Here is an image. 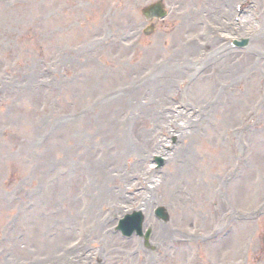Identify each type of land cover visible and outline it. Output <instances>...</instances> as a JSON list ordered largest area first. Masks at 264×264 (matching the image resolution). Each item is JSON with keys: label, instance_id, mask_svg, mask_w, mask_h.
<instances>
[{"label": "rangeland", "instance_id": "374dc122", "mask_svg": "<svg viewBox=\"0 0 264 264\" xmlns=\"http://www.w3.org/2000/svg\"><path fill=\"white\" fill-rule=\"evenodd\" d=\"M144 1L147 0H135V4L118 0H0V192L14 187L20 196L34 202L42 222V227H35L40 245L34 232H30V219L25 229L10 215V210H4L8 206L0 203V264H69L72 241L77 237H82L85 245L78 256L85 254L91 242L99 244L95 241L98 236L87 239V232L93 230L87 229L85 220L91 218L92 212L82 210L81 194L90 197L95 187L92 188L90 169L111 150L98 151L94 145H114V137H120L115 148L120 157L115 169L120 160L124 162V153L136 152L129 148L131 133L147 136L149 143L144 152H151V137L162 135L159 126L173 122L169 117L157 119L159 112L168 113L162 107L177 101L172 99L173 81L195 72V66L190 70L182 64L186 62L183 56L198 62L205 53V43L213 42V34L221 33L236 51L264 50V30L258 33L255 27L262 26L260 10L264 0H200L198 4L195 0H164L171 9L167 24L132 45L128 40L143 26L134 7ZM241 1L244 10L239 16L248 18V27L243 30L234 24L225 26V17L227 23L232 22L230 11L234 12V20L239 18L233 5ZM124 4L128 9H124ZM198 35L204 42L199 40L195 48L189 49ZM237 37L249 39L248 46L236 48L227 40ZM188 39L192 42L188 43ZM207 57L204 62L209 61ZM242 65L248 77L240 88L233 87L234 92H224V97H220L209 117L215 125L206 124V120L197 122L200 126L196 135L184 138V151L195 155L192 167L189 166L188 186L183 187V192L192 194L190 200L184 194L190 201L186 205L190 219L184 222L167 203L159 202L169 211L170 222L163 226L175 233L172 238L183 236L182 232H189L191 226L206 235L221 223L218 212L210 205L216 198L212 190L223 186L220 177L235 161L239 164L235 181L224 185L218 195L227 199L221 207L238 210L243 217L245 210L264 203L262 99V108L251 119L252 129L238 134L234 131L246 120L257 97L258 82L264 80V62L254 68L253 63L242 60ZM175 67L178 75L168 72ZM205 68L204 73L211 71V67ZM227 74L223 72L219 80H232L225 77ZM157 83L166 84L164 95L160 92L165 88H156ZM249 83L254 94L247 97ZM207 84L200 78L184 92L183 99L189 107L215 98V92L209 94ZM209 84L212 86L211 80ZM216 85L217 81L213 91ZM108 93L115 95L114 110H110L114 104L108 102ZM232 97L245 104L240 115L228 118L219 105H232ZM182 120L185 121L184 116L179 119ZM195 123L194 119L192 125ZM119 128L123 129L122 134ZM200 134L208 143L199 139ZM169 142L174 144L175 138ZM161 192L159 186L160 195ZM249 198L254 199L253 203L248 204ZM87 209L91 207L88 205ZM193 221L196 223L191 224ZM158 227L155 225V229ZM176 228L184 230L177 233ZM118 240L109 238L107 243ZM158 241L156 235L151 240L153 246L160 244ZM202 252L215 264H264V215L256 224H240L235 236L229 235ZM159 264L193 263L186 252L171 251L167 260Z\"/></svg>", "mask_w": 264, "mask_h": 264}, {"label": "bare ground", "instance_id": "6f19581e", "mask_svg": "<svg viewBox=\"0 0 264 264\" xmlns=\"http://www.w3.org/2000/svg\"><path fill=\"white\" fill-rule=\"evenodd\" d=\"M261 14H262V29L264 28V7L261 8ZM256 28H258V26H255ZM261 29V30H262ZM210 55H212L210 53ZM251 61L253 60V58H249ZM228 60V59H227ZM225 60L221 62V65L219 67H215L214 68V72L210 73L206 76L205 80H211L212 81V86L209 84V81L207 85L208 86V92L209 94H214L213 88L217 78H220L219 73H221V66L223 65H232V71L227 74L225 77H230L232 79V83L235 87H238L244 80L245 76L248 75L245 70H244V65H242L241 63V58L240 57H235L232 60ZM256 61V60H255ZM177 71H179L178 68H173ZM217 69L219 72H217ZM156 88L158 89H162V88H166V84L165 83H157ZM191 86V85H190ZM248 88H249V92L247 94V97L249 96V93H251L252 95L254 94V88L252 85H250V83L248 84ZM237 98L232 97V101L233 104L232 105H220V107H223L225 109V114L228 115L229 117L234 118L236 115H240L241 109L243 107V105L245 104V102H237ZM227 103V102H226ZM217 108V106H207V110L210 112L215 111ZM157 118V117H156ZM222 122H224V119H221ZM184 136V133L182 134ZM195 131H190L186 134V136L188 138H193L195 136ZM132 139H134V142H132ZM199 139L203 142L208 143V140L205 136H199ZM148 138L146 137H140L139 135H136L135 133H131L130 134V143H129V148L133 151H136L135 153H139L142 154V152H144V150L147 149L148 146ZM179 152H184V147H181ZM186 159V165L185 166H174V169L176 170L175 173L172 176V180L166 184L163 189H162V198L165 199L171 206L172 204H174L176 207H180L181 204H176L178 201V197H177V192L175 191V183L177 180H183L184 177L187 175L188 170L187 167L189 165H191L192 167V157H191V153L189 155L188 158ZM254 160V159H253ZM138 167V165H136L134 167V169ZM114 181L111 179H107L105 177L102 178V181L100 183V194H99V203L101 204V202L105 201L106 203L112 204L113 205V212L112 215L118 216L119 213L122 211L121 208L119 207V204L124 201L126 199V197L121 193H116L112 187H110L111 184H113ZM119 185H122V183H119ZM144 205V209L145 211L148 210V203L147 202H143L142 206ZM185 205V204H184ZM102 206V205H101ZM141 206V205H140ZM141 209V208H140ZM42 222L41 221H35L34 225H40ZM32 226V232H34V234L36 235V242L38 244L41 245V239H40V235L38 233V231L35 229V226ZM165 232L167 231H161L160 230V237L165 235ZM120 245H123V243H120ZM110 255L112 256V263L111 264H130L129 260H125L123 258V247L122 246H117L114 247L112 249H110L109 251Z\"/></svg>", "mask_w": 264, "mask_h": 264}]
</instances>
